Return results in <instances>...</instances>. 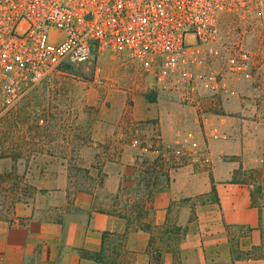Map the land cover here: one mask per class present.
I'll list each match as a JSON object with an SVG mask.
<instances>
[{"label":"rangeland","instance_id":"obj_1","mask_svg":"<svg viewBox=\"0 0 264 264\" xmlns=\"http://www.w3.org/2000/svg\"><path fill=\"white\" fill-rule=\"evenodd\" d=\"M241 49L250 55L248 76L233 71L226 61L229 52ZM192 50L190 67H200L211 74L217 91L196 88L171 95L155 85L138 65L106 52L90 61L59 65L12 106L7 107L0 100V154L6 153L12 159L10 166L0 162V176L9 178L10 184V191L0 195V217L13 214L17 199L34 196L33 184L24 180L26 171L29 178L38 171L53 175L69 169L72 175L77 166H82L86 170L77 172L79 181L91 188L95 182L98 196L103 193L100 187L106 170L127 160L136 165L137 177L133 176L131 185L140 187L145 185L144 176L157 175L160 185L166 184V175L173 169L196 161L192 159L195 151L201 156L198 163L209 167L207 146L194 143L208 136L207 116L202 112L222 110L224 95L231 90L239 94L243 106L240 115L255 121V128L264 132V14L254 9L228 11L211 38ZM165 117L172 124L170 134L176 139L169 143L164 140L160 124ZM86 174L92 175L93 180ZM209 196L213 194L202 198ZM189 204L191 201L184 199L170 203L166 228L152 234L144 264L226 263L223 258H216L220 254L215 242L216 225H210L211 232L200 235V241H181L184 231L178 218L182 206ZM229 229L233 264L235 259L237 264H253L246 261V256L264 258V240L246 251L239 244V235L246 228L241 227L239 233L236 227ZM159 238L170 242L168 249L157 243ZM193 244L200 247L196 260L188 255ZM111 250L110 256L115 253ZM165 251L168 253L162 255ZM107 256V251H103L102 257Z\"/></svg>","mask_w":264,"mask_h":264},{"label":"crops","instance_id":"obj_2","mask_svg":"<svg viewBox=\"0 0 264 264\" xmlns=\"http://www.w3.org/2000/svg\"><path fill=\"white\" fill-rule=\"evenodd\" d=\"M235 97L239 94L231 90L224 95L222 110L202 112L207 116L208 136L194 143L207 146L209 167L198 163L201 156L195 151L192 159L196 161L173 169L169 182L154 189L147 218L157 230L166 222L172 201H191V206H182L178 218L184 231L181 241H200V235L209 234L210 225H216L215 242L220 249L216 258H223L224 264H233L230 227H236L238 233L246 228L239 235L240 248L246 251L264 240V132L255 128V121L240 115L243 106ZM160 124L164 140L175 141L170 121L165 117ZM0 162L10 166L12 159L4 156ZM135 171L133 160L107 169L100 187L103 193L98 196L96 190L70 195L66 171L53 175L38 171L30 178L26 171L24 180L33 184L35 193L30 199H17L13 214L0 217V264H103L98 260L100 251L109 254L118 241L119 254L126 250L136 256L134 264H144L152 232L132 228L127 217L116 211L94 207H115L114 199L122 187L131 185ZM210 194L213 196L203 199ZM198 248V244L190 246V259L196 260ZM246 261L264 263V258L246 256ZM237 262L235 259L234 264Z\"/></svg>","mask_w":264,"mask_h":264},{"label":"built area","instance_id":"obj_3","mask_svg":"<svg viewBox=\"0 0 264 264\" xmlns=\"http://www.w3.org/2000/svg\"><path fill=\"white\" fill-rule=\"evenodd\" d=\"M237 9L263 15L264 0H0V100L12 106L59 65L106 52L138 65L171 95L217 91L216 79L189 58ZM226 61L248 76L245 49Z\"/></svg>","mask_w":264,"mask_h":264},{"label":"trees","instance_id":"obj_4","mask_svg":"<svg viewBox=\"0 0 264 264\" xmlns=\"http://www.w3.org/2000/svg\"><path fill=\"white\" fill-rule=\"evenodd\" d=\"M31 114V113H30ZM19 119H16V122H18ZM42 121V120H40ZM6 153H1L0 156H7ZM73 168V165L70 166V169ZM85 168L82 166H77L76 172H74L72 175L68 169L66 171L67 173V185H68V193L74 194L77 191H94L95 182L93 183V187H85L82 185L83 181L81 180L77 174L79 170H84ZM86 170V169H85ZM137 177V175H134ZM89 180H93L92 175H85ZM145 180L144 187H140L139 184L137 185H130L128 187H122L119 191V197L117 199H114V204H116L115 207H107L103 206L102 204H96L94 207L100 210H107L111 209L112 211H116L119 214L127 217V219L130 222V226L132 228H142L146 229L153 234V230L155 231V228H153L154 225H152L151 222L147 220V214L149 213L150 208L152 207V201H153V194L154 189L158 187L161 182L158 181V176H144ZM8 179L6 176H0V195L7 194L8 191H10V184L8 183ZM141 179V178H140ZM170 180V175H166L165 183H168ZM71 186L73 187L71 189ZM73 190V191H72ZM167 223V221H166ZM162 225L160 228H164L165 224ZM166 228V227H165ZM167 230L165 229V232ZM157 243H161L162 246L165 247V249L169 248L170 242L167 241H161L159 238L157 240ZM115 248V253L113 255H109L111 249H109V254L107 258L102 257L103 249L100 251V254L98 255V260L102 261L103 264H131L134 261V256L130 254L128 251L122 249V253H120L121 244L120 241L113 244V249Z\"/></svg>","mask_w":264,"mask_h":264}]
</instances>
